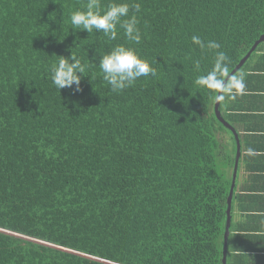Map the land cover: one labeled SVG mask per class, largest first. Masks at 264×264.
<instances>
[{
  "label": "trees",
  "instance_id": "trees-1",
  "mask_svg": "<svg viewBox=\"0 0 264 264\" xmlns=\"http://www.w3.org/2000/svg\"><path fill=\"white\" fill-rule=\"evenodd\" d=\"M86 2L0 0V264H223L237 142L195 85L213 54L191 37L219 42L232 73L264 0H117L141 6L139 44L74 31ZM117 44L157 75L110 91L97 66ZM72 53L86 76L59 92L51 68Z\"/></svg>",
  "mask_w": 264,
  "mask_h": 264
},
{
  "label": "clouds",
  "instance_id": "clouds-1",
  "mask_svg": "<svg viewBox=\"0 0 264 264\" xmlns=\"http://www.w3.org/2000/svg\"><path fill=\"white\" fill-rule=\"evenodd\" d=\"M140 11L139 3L111 0L106 6H102L101 0H87L84 11L77 10L70 14V23L74 31L80 29L89 34L99 32L109 40H116L118 30L122 29L127 41L139 44L141 31L136 13ZM191 41L202 53L213 54L212 67L196 77L195 85L207 90L217 104L226 100L234 101L238 95L243 94L246 88L244 77L230 73L231 61L221 50V44L215 40L205 41L199 35H193ZM97 67L110 91L115 93L134 87L142 77L157 75L156 68L142 59L134 48L123 44L115 45L100 56ZM193 71H201L199 59L193 61ZM83 76H86L85 66L73 53L68 58L61 57L51 68V81L59 92L64 88L72 89L74 85V91H80Z\"/></svg>",
  "mask_w": 264,
  "mask_h": 264
},
{
  "label": "crops",
  "instance_id": "crops-1",
  "mask_svg": "<svg viewBox=\"0 0 264 264\" xmlns=\"http://www.w3.org/2000/svg\"><path fill=\"white\" fill-rule=\"evenodd\" d=\"M257 64L263 69L250 76ZM243 74L246 83L243 94L234 101L224 102L242 151L236 178L233 231L230 227L231 244L225 262L264 264V211L261 210L264 209V45Z\"/></svg>",
  "mask_w": 264,
  "mask_h": 264
},
{
  "label": "water",
  "instance_id": "water-1",
  "mask_svg": "<svg viewBox=\"0 0 264 264\" xmlns=\"http://www.w3.org/2000/svg\"><path fill=\"white\" fill-rule=\"evenodd\" d=\"M262 43H264V35L254 44V46L251 48L249 53L241 60V62L238 64V66L232 71L233 75L242 69V67L246 64V62L251 57V55L256 51L258 46ZM216 113H217L218 118L225 125H227L229 127L230 131L233 133L235 140L237 142V155H236V159H235V169H234V173H233L232 186H231V190H230L229 198H228V209H227L228 218H227V225H226V231H225L223 260H222L223 264H226L225 261H227L228 239H229L230 227H231L232 201H233V196H234V189H235V184H236L238 165H239V161H240L242 151H241V143H240V139H239L237 131H235V129L230 124H228L226 122V120L222 117V114L220 111V104H217V103H216Z\"/></svg>",
  "mask_w": 264,
  "mask_h": 264
},
{
  "label": "rangeland",
  "instance_id": "rangeland-1",
  "mask_svg": "<svg viewBox=\"0 0 264 264\" xmlns=\"http://www.w3.org/2000/svg\"><path fill=\"white\" fill-rule=\"evenodd\" d=\"M236 148V146H234V142H233V150Z\"/></svg>",
  "mask_w": 264,
  "mask_h": 264
}]
</instances>
